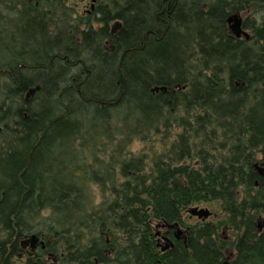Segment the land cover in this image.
I'll return each instance as SVG.
<instances>
[{
    "label": "trees",
    "instance_id": "obj_1",
    "mask_svg": "<svg viewBox=\"0 0 264 264\" xmlns=\"http://www.w3.org/2000/svg\"><path fill=\"white\" fill-rule=\"evenodd\" d=\"M68 1L0 0V264L31 235L44 247L23 264H224L225 224L229 264H264V0H96L84 15ZM159 134L147 163L112 160L122 182L110 162L79 173L88 144ZM100 178L111 193L94 205L83 180ZM211 202L217 223L184 224Z\"/></svg>",
    "mask_w": 264,
    "mask_h": 264
},
{
    "label": "rangeland",
    "instance_id": "obj_2",
    "mask_svg": "<svg viewBox=\"0 0 264 264\" xmlns=\"http://www.w3.org/2000/svg\"><path fill=\"white\" fill-rule=\"evenodd\" d=\"M69 7H73L74 11H75V15H84L86 14L85 11H88L91 9V0H69L67 2ZM242 21L244 19L247 18V15L242 14L241 16ZM7 78L6 76H0V93L3 90V84L6 82ZM1 126V124H0ZM177 132V130H173L170 133H166L168 135V137H175V133ZM152 139V141H141V140H134L132 141L127 147H125L124 149H120V148H116V146L111 145L110 143H98L94 146H92L91 144H88V147H84L83 150H81L83 153V158L79 157L80 159V170L79 173H81L83 170V175H85V177L88 179H92L93 177L90 175V173L94 170H97V168H105V164L108 166V163L110 162V166H108V168L110 169L109 172L113 174L114 178L117 179V181L119 180V182H122L121 180H123L122 178L120 179L119 177V164H115L113 166H111V162L112 160H119V162L123 159V156L128 155L129 156H140V155H145L146 158V163H147V158H152L154 157L155 154H157L158 152H160V150H162V146H161V140L165 139V135L164 134H159L156 136H152L150 137ZM167 138V137H166ZM3 138H0V141H2ZM105 142V141H104ZM79 143H77L78 145ZM90 147V148H89ZM92 149V151H90ZM89 149V150H88ZM104 151V152H103ZM96 154L97 155V159L95 160V158L92 155ZM101 152L105 153V154H101ZM95 155V156H96ZM123 155V156H122ZM112 156V159H111ZM149 161V160H148ZM100 162V163H99ZM100 174H97V177ZM100 177V176H99ZM104 178V177H103ZM111 178V177H110ZM83 186L86 189L90 200H92L94 205H99L101 202L106 201V197L111 193L110 191V182H104L103 179H97V182H89L87 180H83ZM199 208H206L211 212V215L205 220V221H211V222H216L217 220H219L222 216H223V211L221 208V204L218 202H211V203H200L198 205H195ZM193 207V206H192ZM182 219L184 221V224L186 225H190V224H194L197 222L196 217H191L188 213V211L186 210L183 213ZM180 230H182V237L184 236L185 233V229L186 227L184 226H179ZM160 230H162L161 228L156 229V232H158V234H162V232H160ZM175 232L177 231V229L174 230ZM217 235L220 236L225 242H226V246H225V253L226 258L224 260V262L226 264H229L230 261L232 260V246L231 244L233 243L236 233L235 231L229 227L228 225H224L221 226L218 230H217ZM157 238V237H156ZM156 243H158L159 245L158 248L161 250V245H163V241L161 240V238H159V240L157 241L156 239ZM26 256L23 255L22 257H17L15 258V264H23L25 262Z\"/></svg>",
    "mask_w": 264,
    "mask_h": 264
},
{
    "label": "water",
    "instance_id": "obj_3",
    "mask_svg": "<svg viewBox=\"0 0 264 264\" xmlns=\"http://www.w3.org/2000/svg\"><path fill=\"white\" fill-rule=\"evenodd\" d=\"M227 21L229 23L230 30L237 37L244 36L246 39L249 38V34L245 30H243L241 27L242 18L239 14H237V13L232 14L231 16H229ZM154 90L155 91L165 90V87H155ZM253 166H254L255 170L258 172L259 176L264 175L263 167L258 162H255L253 164ZM187 211L191 217H196V218L203 220V221L206 220L211 215V212L208 209L199 208L197 206H193V207L189 208ZM164 226H165L164 224L161 225V227H164ZM166 226L169 228H173V227L176 228V227H178V224L175 223L174 225H166ZM156 227H158V226H156ZM176 229H177V231L174 232V236L176 239H179L183 232H182V230H180L178 228H176ZM156 235H158V232L156 233ZM162 241L164 244L161 245V251H166L169 248L173 247V242L168 237L162 236ZM20 245H21L22 249L29 248L28 255H32V252L36 249V247L38 245H40L41 247H44V242H43V240H40L37 236L31 235L29 237L22 239L20 241ZM157 245H159V244L157 243ZM224 264H226V263H224Z\"/></svg>",
    "mask_w": 264,
    "mask_h": 264
},
{
    "label": "flooded vegetation",
    "instance_id": "obj_4",
    "mask_svg": "<svg viewBox=\"0 0 264 264\" xmlns=\"http://www.w3.org/2000/svg\"><path fill=\"white\" fill-rule=\"evenodd\" d=\"M95 3H96V0H91V9L90 10H88V11H85V13L87 14H89L94 8H95ZM2 127V126H1ZM166 233H168L169 231L168 230H166L165 231ZM164 232V233H165ZM161 236H163L162 234H160L158 237L159 238H161ZM180 239V238H179ZM28 249L29 248H27V249H22L23 250V253L22 254H17L18 255V257H22L23 255H25L26 257L28 256V257H30V256H32V255H28ZM34 252V251H33ZM15 264V263H14Z\"/></svg>",
    "mask_w": 264,
    "mask_h": 264
}]
</instances>
